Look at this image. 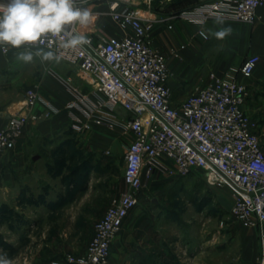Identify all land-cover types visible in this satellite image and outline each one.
Segmentation results:
<instances>
[{
	"label": "built area",
	"instance_id": "1",
	"mask_svg": "<svg viewBox=\"0 0 264 264\" xmlns=\"http://www.w3.org/2000/svg\"><path fill=\"white\" fill-rule=\"evenodd\" d=\"M153 1L87 0L84 6L90 11L98 4L107 5V13L91 11L92 16L109 14L119 34L100 36L75 25V33L86 37L88 44L64 48L61 36L27 49L54 51L60 61L75 67L81 79L103 96L104 101L92 102L77 94L78 100L69 105L79 109L82 116L72 118L74 132L118 126L129 136L124 156L126 191L111 199L82 254H64L49 264H109L114 240L157 173L177 179L203 173L211 186L228 185L233 199L231 216L239 226L258 230L260 250L254 264H264V148L259 122L246 112L250 88L233 76L210 74L208 84L174 105L169 57L151 43L158 21L153 17ZM6 3L0 0V4ZM262 6L264 0H202L169 20L197 24L200 33L212 20L254 24ZM167 28L172 30L173 24H167ZM0 50L9 54L12 48L0 46ZM37 58L46 72V62ZM259 63V56H248L239 74L250 80ZM117 107L127 114L123 121L113 117ZM58 112L57 106L41 97L37 87L29 88L21 106L0 131V155L14 150L29 125Z\"/></svg>",
	"mask_w": 264,
	"mask_h": 264
},
{
	"label": "crops",
	"instance_id": "2",
	"mask_svg": "<svg viewBox=\"0 0 264 264\" xmlns=\"http://www.w3.org/2000/svg\"><path fill=\"white\" fill-rule=\"evenodd\" d=\"M191 7L181 8L175 2L167 4L161 0L155 9L156 14H153L158 21L151 35L152 46L169 57L170 72L175 71L179 60L187 65V78L197 83L193 92L209 83L210 74L219 77L230 75L238 82L248 84L250 98L247 101L246 112L255 118L259 122L260 129L264 130V6L257 10V20L254 24L215 20L208 22L202 27L208 39L199 35L201 27L197 24L181 19L169 20L176 13ZM169 23L173 24L172 30L167 28ZM222 28H231V34L224 39H218L212 35L213 32ZM118 33L117 30H113V35ZM14 53L10 50L9 54H4L0 50V69L10 63L20 62L17 57H14ZM252 55L259 56L260 63L252 78L245 80L239 74V68L243 61ZM36 59L39 74L36 81L32 79L33 86L31 87H37L41 97L57 106L59 112L49 119L29 125L22 137L18 139L14 150L0 155V198L4 195L12 197L15 195L17 200L15 208L3 202L0 203V211L16 210L26 206L36 208L41 206L49 210L52 203L62 205L67 199V194L66 192L61 193L60 190L62 188L65 191L70 184V178L76 177L90 179L86 186L88 190L85 193L88 197L92 187L93 172L78 174L74 171H67L66 162L74 155L71 153L72 145L77 149L85 145L83 147H86L88 152L100 153L104 159L103 162L105 161V167H108L111 160L123 149L126 151L129 145V136L126 137L127 135L118 126L95 127L80 134L74 132L71 129L72 118L77 116L82 118V116L79 109H72L69 105L78 100L77 94L82 93L67 83L65 78H69L71 73L62 69L65 63L62 61L46 62L48 70L44 72L39 59L37 57ZM175 78L177 79L178 75ZM169 87L174 105H179L187 98L183 91H178L175 81L171 78ZM18 98L19 95L13 98L6 97L3 105L1 104V107L6 109H0V131L6 127L10 116L21 106L25 94L22 100ZM100 101H104L103 98ZM37 110L41 109L38 107ZM112 114L118 121H123L127 117L120 107L115 108ZM73 135L78 136L76 144L69 139ZM29 179L33 181L43 179L45 189L48 188V191L35 198L32 194L35 182L31 184L26 181ZM50 181L57 182L51 184ZM80 183H72L71 188L80 193L83 192L86 188L85 185L79 186ZM53 188L58 192L56 201L52 202L47 197ZM83 197L84 193L82 201ZM86 200L82 209L89 211L92 209V202L91 199ZM146 210V208L136 207L126 218L121 232L111 246L109 264H179L176 251L177 241L167 240L161 233L162 221L147 217ZM247 233L252 236V240L254 239V241L250 239L256 249V254L250 262L254 264L260 250L258 230L251 228Z\"/></svg>",
	"mask_w": 264,
	"mask_h": 264
},
{
	"label": "rangeland",
	"instance_id": "3",
	"mask_svg": "<svg viewBox=\"0 0 264 264\" xmlns=\"http://www.w3.org/2000/svg\"><path fill=\"white\" fill-rule=\"evenodd\" d=\"M200 1L202 0H173L181 8L191 7ZM160 2L161 0L153 1L154 10ZM91 11L107 13L108 7L98 4ZM83 27L87 32L100 36H111L113 30L119 32L109 14L92 16L90 22ZM12 51L15 52L14 57H17L19 52L25 50ZM63 66L64 71L71 73V81L65 78L68 84L92 102L103 98L81 79L75 67L68 64ZM175 67V71L171 72V79L175 81L178 91H183L188 97L197 83L187 78V65L183 61L179 60ZM38 74L36 57L30 63L20 61L1 68L0 109H6L1 107L6 97L19 95L18 99L22 100ZM258 133L264 148V130L259 129ZM69 139L73 144L78 142L77 135ZM83 146L77 149L72 145L71 153L74 155L66 162V167L68 172L78 174L93 172L88 197L85 193L90 179L76 177L70 178L65 191L61 188V193L67 194L62 205L52 203L49 210L41 206H26L0 211V257L8 259L11 264H49L51 260L61 258L64 254L80 255L84 252L93 237L94 225L105 213L111 199L125 192L127 187L123 179L125 149L105 167L100 153L88 152ZM26 181L31 184L35 182L32 188L35 198L48 191L43 179ZM54 182L50 181L51 184ZM76 182L80 183L79 186L85 185L86 189L80 193L71 188V184H77ZM57 192V189H51L47 199L56 201ZM5 196L0 198V203L15 208V195ZM86 199H91L92 202V209L89 211L82 209ZM232 205L231 188L228 185L211 186L203 173H194L181 179L157 173L143 191L137 207L146 208L147 217L162 221L161 233L167 240L177 241L179 264H250L256 254L254 244L250 241L252 236L247 233L251 228H243L234 222L230 213ZM172 249L175 250L174 245Z\"/></svg>",
	"mask_w": 264,
	"mask_h": 264
},
{
	"label": "clouds",
	"instance_id": "4",
	"mask_svg": "<svg viewBox=\"0 0 264 264\" xmlns=\"http://www.w3.org/2000/svg\"><path fill=\"white\" fill-rule=\"evenodd\" d=\"M87 0H7L0 4V46L5 49H21L17 59L30 63L34 57L41 62H59L61 57L52 50L37 47L35 52L27 50L33 45H43L55 37H64V48H76L89 43L88 39L75 33V25H87L92 13L84 5ZM222 22V21H221ZM232 32L231 28H222L212 33L218 39H224ZM204 39L208 35L199 33ZM0 264L11 261L0 257Z\"/></svg>",
	"mask_w": 264,
	"mask_h": 264
}]
</instances>
